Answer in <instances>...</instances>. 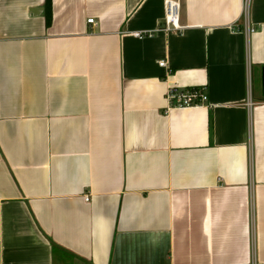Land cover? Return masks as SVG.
Masks as SVG:
<instances>
[{"label":"crops","instance_id":"crops-1","mask_svg":"<svg viewBox=\"0 0 264 264\" xmlns=\"http://www.w3.org/2000/svg\"><path fill=\"white\" fill-rule=\"evenodd\" d=\"M164 15L0 0V264H264V0Z\"/></svg>","mask_w":264,"mask_h":264},{"label":"built area","instance_id":"built-area-1","mask_svg":"<svg viewBox=\"0 0 264 264\" xmlns=\"http://www.w3.org/2000/svg\"><path fill=\"white\" fill-rule=\"evenodd\" d=\"M251 0H244V10L247 11ZM165 15L160 30L167 32H180L184 26L180 23L181 0H164ZM89 23L96 24L94 18L88 20ZM250 31H254L251 28ZM137 37H143L145 32H134ZM160 66H166V61L162 60ZM167 110L186 109L205 106L208 103V95L203 86H179L169 85L166 92ZM251 104V102H249Z\"/></svg>","mask_w":264,"mask_h":264},{"label":"trees","instance_id":"trees-1","mask_svg":"<svg viewBox=\"0 0 264 264\" xmlns=\"http://www.w3.org/2000/svg\"><path fill=\"white\" fill-rule=\"evenodd\" d=\"M51 18H52L51 5H50L49 2H47V6H46V19H47V24H49L51 22Z\"/></svg>","mask_w":264,"mask_h":264},{"label":"water","instance_id":"water-1","mask_svg":"<svg viewBox=\"0 0 264 264\" xmlns=\"http://www.w3.org/2000/svg\"><path fill=\"white\" fill-rule=\"evenodd\" d=\"M262 87H263V92H264V67L262 69Z\"/></svg>","mask_w":264,"mask_h":264}]
</instances>
